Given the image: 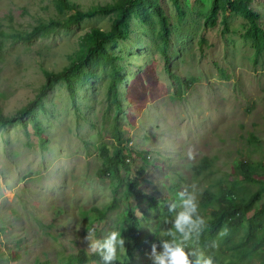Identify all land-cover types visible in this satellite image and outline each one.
<instances>
[{
    "label": "rangeland",
    "instance_id": "374dc122",
    "mask_svg": "<svg viewBox=\"0 0 264 264\" xmlns=\"http://www.w3.org/2000/svg\"><path fill=\"white\" fill-rule=\"evenodd\" d=\"M67 1L73 9L60 11L56 0H0L4 116L18 115L37 98L44 69L69 68L86 54V34L111 32L119 17L97 15L67 29L53 27L30 42L14 40L77 10L121 0ZM148 1L105 46L122 76L116 97L109 92L113 63L97 59L72 77L75 97L65 81L43 96L35 108L38 129L29 120L26 126L20 120L0 125V264H62L81 251L92 254L83 239L87 226L97 236L121 227L126 238L130 214L149 255L167 215L165 201L192 184L206 220L218 208L216 200L204 202L207 191L246 201L243 190L259 195L244 216L248 223L232 236L244 235L246 245L239 253L226 249L224 259L264 264V215L256 219L262 229L255 225L249 233L250 219L264 213V41L243 12L246 6L255 14L264 33V0H224L215 22V0H180L178 7L172 0ZM156 9L170 26L167 54L178 80L165 69ZM118 148L129 160L119 176L102 177V150L110 156ZM204 156L212 161L210 173L195 177L193 167ZM240 164L255 169L251 184L243 182ZM139 193L145 198L137 200ZM123 256L130 261L126 250ZM133 256L138 258L137 249Z\"/></svg>",
    "mask_w": 264,
    "mask_h": 264
},
{
    "label": "trees",
    "instance_id": "16d2710c",
    "mask_svg": "<svg viewBox=\"0 0 264 264\" xmlns=\"http://www.w3.org/2000/svg\"><path fill=\"white\" fill-rule=\"evenodd\" d=\"M224 0H215L214 7L212 10V15L210 17L211 21L215 22L216 16L221 10V3ZM146 2L150 6V2L148 0H121L114 6H98L89 11H79L77 10L74 14L69 16L65 21H51L48 25H39L35 26L31 31L25 33H18L14 37V40L30 42L36 37L40 36L42 33H46L49 30L55 28H70L72 26H76L85 20L91 19L95 16H107L112 14H117L119 17L113 26V30L109 33H104L99 29H92L90 32L86 34L85 44H86V54L78 60L74 62L69 68L65 69L63 72L56 73L53 71H49L44 69V74L46 77V81L41 85L37 98L29 103L24 109L16 116L6 117L2 113V108L0 106V125L12 124L20 120V122L26 126L28 120L35 123L36 128V116H35V108L40 103V100L50 92L54 86L60 81H65L69 88L72 97H75V90L73 87V76L79 73L84 67L90 65V62L97 59H103L107 63H113L112 66V80L109 86V92L116 97L118 93L117 84L122 79L121 74L117 70L115 66L116 56L112 55L106 50V44L110 42L113 38L122 35L124 29L128 26V23L131 19V15L134 9L138 7L140 3ZM175 7L179 6L180 0H172ZM57 7L60 11L71 10L73 6L67 0H56ZM157 17L159 19L160 28H161V39L163 43L162 54L165 58V69L168 70L169 74L178 80L176 75L172 71L171 61L169 55L167 54L168 45L170 43V26L167 18L164 16L163 12L160 9L155 10ZM243 12L246 13L247 18L251 21L252 30L255 34H257V38L259 41H264V33L258 28L256 25V15L253 14L250 10L247 9L246 6L243 8ZM0 51H1V43H0ZM180 81V80H179ZM38 129V128H37ZM116 136V135H115ZM101 157L103 158L104 165L99 171V175L117 177L120 175V165L126 164V156L121 157V149L118 148L115 150L110 156L104 150H102ZM241 169H243V182L246 184H251L253 182V175L255 174V169L246 164H240ZM212 167V161L209 157L204 156L200 159V161L193 167V172L195 177H201L205 174L210 173V169ZM145 168L142 167L140 171V175L144 176ZM133 188V183L129 185L128 192L131 193ZM140 191V190H139ZM246 198L250 199L246 201L244 197H239L237 195L236 199H229L226 196H222L219 198L216 194L207 191L203 195L204 202L212 203L213 201H217L218 208L212 211L213 217L207 220V227L201 233L199 241L197 242L199 246L205 251V253H210L213 255L216 264H231L225 258L227 254L226 249H230V251H236L239 253L240 250L246 245L244 235H237L238 233L237 227L242 226L245 222L248 223L244 219L245 214L252 209L258 200V194H248L245 190H243ZM145 197L142 194H138L137 200H142ZM259 215H264V213H257L254 217H252L249 221L251 233L252 229L255 225L260 224V222L256 221ZM129 228L126 232V253L130 261L124 262L123 264H151L150 256L147 255V251L145 245L138 233V221L133 214L127 216ZM257 223H256V222ZM167 227L164 223L161 224V228ZM234 228V229H232ZM258 228L261 230V225H258ZM264 232V229H262ZM232 232V233H229ZM259 239H264L263 236ZM213 244L215 247H213ZM133 249H137L139 251L138 258L133 256ZM159 250V246H158ZM247 254L242 252L241 259H245ZM238 262L240 259H237ZM90 261L99 262V256L96 253L87 254L84 251L79 252L76 255H70L68 257L63 258L62 264H84ZM42 264V263H39ZM119 264V262H117Z\"/></svg>",
    "mask_w": 264,
    "mask_h": 264
},
{
    "label": "clouds",
    "instance_id": "9594fccd",
    "mask_svg": "<svg viewBox=\"0 0 264 264\" xmlns=\"http://www.w3.org/2000/svg\"><path fill=\"white\" fill-rule=\"evenodd\" d=\"M186 154L189 159L193 158L191 146ZM198 191L195 184L188 185L165 201L167 215L163 223L167 227L155 232L157 241L150 245L149 252L151 264H216L213 255L205 253L197 243L207 227L206 218L198 210ZM121 232V227H115L97 236L96 229L87 226L83 239L88 250L99 256V264H123L126 238Z\"/></svg>",
    "mask_w": 264,
    "mask_h": 264
},
{
    "label": "built area",
    "instance_id": "2783aa9c",
    "mask_svg": "<svg viewBox=\"0 0 264 264\" xmlns=\"http://www.w3.org/2000/svg\"><path fill=\"white\" fill-rule=\"evenodd\" d=\"M129 160V159H128Z\"/></svg>",
    "mask_w": 264,
    "mask_h": 264
}]
</instances>
